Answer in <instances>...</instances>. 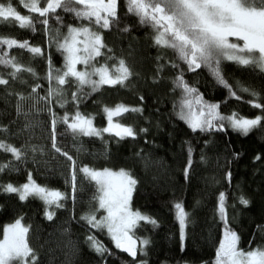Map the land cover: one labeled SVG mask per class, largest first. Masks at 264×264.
<instances>
[{
    "label": "trees",
    "instance_id": "trees-1",
    "mask_svg": "<svg viewBox=\"0 0 264 264\" xmlns=\"http://www.w3.org/2000/svg\"><path fill=\"white\" fill-rule=\"evenodd\" d=\"M13 5L21 14H29L19 0H13ZM57 14L61 16L63 25L57 24L55 19H50L49 23L52 28H59L62 34L67 32L65 26L68 24L86 23L63 10H58ZM119 15L120 24L103 31L104 41L116 57L126 60L135 75L127 88L105 86L100 92L87 96L80 103V111L95 115V126L103 128L107 124L102 112L105 105L123 103L142 107V114L129 113L117 118L121 123L134 127L137 135L121 140L105 133L103 140L98 137L73 140L65 133V125L58 124L57 143L76 159L78 167L124 168L133 173L138 185L133 194L132 209L158 222L157 227L142 222L135 232L136 237L150 240L146 254L138 253L134 262L127 253L115 248L106 232L90 229L80 219L95 211L98 204L93 199L97 194L95 184L79 172L75 200L63 201L64 207L55 210L56 215L51 221L45 218L42 201L31 198L20 201L16 194L0 193V239L7 224L22 217L29 228L28 243L38 255L37 264H138L141 261H146V264H214L224 233V224L217 213V197L223 191L228 195L229 224L240 236L239 247L244 250L250 245L251 248L264 247V123L247 136L230 128L226 131L193 132L175 114L174 105L180 92L173 91L172 80L183 71L184 79L195 86L204 99L219 103L221 112L225 114L238 112L254 118L264 115V112L245 102L252 99L247 93H238L242 96L239 101L229 97L228 89L217 83L208 68L189 72L170 49L158 48L152 39V29L139 24L135 16L126 14L125 0H121ZM126 26L129 31L122 32L120 29ZM0 36L28 40L31 45L45 51L43 57L33 59L26 50H10V55L21 64L34 68L39 78L22 73L21 79L26 83L17 80L8 86H0V126L9 129L8 133H0V139L17 147L23 146L27 152L25 162H17L19 172L0 174V183L23 184L27 173L31 172L37 183L71 195V187L65 183L69 162L51 146L52 116L48 106L43 101L37 104L35 99H29L23 102L22 113L18 114L16 110L17 93L29 96L32 88L39 84L42 87L32 95L47 94L49 82L44 77L48 70V57L57 69L64 68V58L54 43L49 44L48 36L40 25H37L36 32L3 25L0 26ZM158 57L162 59L158 60ZM169 62L177 63L179 67L172 68ZM99 63H104V59L100 58ZM159 63L166 67L158 74ZM221 70L230 85H241L259 92L261 103H264V72L227 60L222 62ZM8 71L10 69L0 66V72L6 74ZM52 86L55 87V82ZM74 91V84L66 86V98L70 100ZM85 91L89 89L85 88ZM141 96L144 98L142 101ZM52 108L57 117L63 116L65 111L72 113L75 110L72 103L61 108L54 100ZM143 128L148 131L141 132ZM32 146L42 151L32 152ZM189 146L193 149V165L185 179ZM81 147L83 150L77 151ZM10 159L11 154L0 151V162ZM227 172L232 174L230 184L225 180ZM240 195L250 201L248 206L239 203ZM177 202H181L190 214L183 240L174 208ZM104 214V210L96 212L97 218ZM89 234H95L110 249V254L104 258L97 255L86 241Z\"/></svg>",
    "mask_w": 264,
    "mask_h": 264
},
{
    "label": "snow or ice",
    "instance_id": "snow-or-ice-1",
    "mask_svg": "<svg viewBox=\"0 0 264 264\" xmlns=\"http://www.w3.org/2000/svg\"><path fill=\"white\" fill-rule=\"evenodd\" d=\"M19 3L29 14H21L13 5V0H0V26L11 25L31 32L37 31V25L42 26L49 44L54 43L63 56L64 68H55L49 56L48 70L44 77L49 82L47 94L35 97L32 95L42 87L39 84L32 88L29 96L17 93L16 110L18 114L22 113L23 102L29 99H35L37 104L41 101L46 103L52 116L51 146L69 162V175L65 183L70 185L72 191L69 195L59 189L41 185L28 172L23 184L0 183V193L16 194L20 201L30 198L42 201L45 218L51 221L56 215L55 210L64 207L63 201L69 198L75 200L77 172L83 174L85 179L96 186L97 194L93 199L98 207L80 219L90 229L106 232L115 248L127 253L135 262L138 253L146 254V247L150 244L147 238L136 237V230L142 226V222L145 225L158 226L156 219L131 207L138 180L130 170L124 168L113 170L96 169L87 165L78 167L76 159L63 151L57 143L58 124L65 125V133L73 140L81 137H98L103 140L105 133L121 140L135 138L137 135L134 127L121 123L117 118H123L129 113L142 114V107L123 103L105 105L102 112L107 125L103 128L95 126V115L80 111V103L87 96L100 92L105 86L127 88L135 75L125 59L113 54L103 36L104 30H111L120 24L121 0H19ZM125 8L126 14L135 16L139 24L152 29L154 44L158 48L170 49L177 60L187 66L189 72H195L201 67L208 68L217 83L228 89L229 97L239 101L242 96L238 93H247L252 99L245 102L264 112V103H261L259 92L241 85L233 87L224 78L221 70L222 62L227 60L264 72V0H125ZM58 10L71 13L78 21L86 23L68 24L65 26L67 32L62 34L59 28L54 29L49 23L50 19H55L57 24L63 25L61 16L57 14ZM120 30L128 32L129 28L126 26ZM12 49L26 50L33 59L45 55L44 49L31 45L28 40L19 41L13 37L0 36V66L10 69L6 74L0 72V86H8L10 82L17 80L26 83L21 79L22 73L39 78L34 68L21 64L15 56L10 55ZM100 58L104 59V63H99ZM157 59L161 60L162 57ZM169 64L172 68L179 67L177 63ZM77 65L84 67L78 69ZM165 67L164 63H159L157 73H162ZM53 82L55 87L52 86ZM70 84L75 85L76 91L71 93L69 100L66 98V86ZM172 85L174 92H180L174 105L175 114L193 132L226 131L230 128L247 136L264 123V115L248 118L238 112H221V105L204 100L203 94L184 79L183 71L172 80ZM85 88L89 91L86 92ZM143 99L141 96L140 100ZM53 100L61 108L72 103L74 112L65 111L63 116L57 117L52 108ZM140 131L147 132L148 129L143 128ZM8 132L6 126H0V133ZM82 150V147L77 148V151ZM0 151L11 154L12 157L7 162H0V174L19 172L17 162H25V147H17L0 139ZM31 151L42 149L32 146ZM192 152L193 149L189 146L188 161L184 169L185 179L193 165ZM256 159L259 160L260 157L257 156ZM231 179V172H227L225 180L230 184ZM238 200L244 206L250 203L244 195H240ZM227 201V193L220 192L217 197V213L224 224V233L216 250L214 264H264V247L251 248L250 245L248 250L239 247L240 236L229 224ZM174 208L183 240L190 214L181 202L175 203ZM99 210H104L105 214L97 218L96 212ZM22 219H16L3 229L0 239V264H37L38 255L27 241L29 228L22 224ZM86 241L101 258L110 254V249L95 234H89ZM138 264H146V261Z\"/></svg>",
    "mask_w": 264,
    "mask_h": 264
},
{
    "label": "rangeland",
    "instance_id": "rangeland-1",
    "mask_svg": "<svg viewBox=\"0 0 264 264\" xmlns=\"http://www.w3.org/2000/svg\"><path fill=\"white\" fill-rule=\"evenodd\" d=\"M230 39H235V38H230ZM83 65H77V68L78 69H83ZM204 100H206V101H208L207 99H204ZM209 102V101H208ZM107 125V124H106ZM101 128V127H100ZM101 169H103V168H101ZM113 169V168H112ZM113 170H115V169H113ZM15 222V221H14ZM14 222H11V223H9V224H12V223H14ZM22 222V224L25 226V227H27L24 223H23V220L21 221ZM9 224H7V225H9ZM27 241H28V233H27ZM245 250H248V249H245Z\"/></svg>",
    "mask_w": 264,
    "mask_h": 264
},
{
    "label": "water",
    "instance_id": "water-1",
    "mask_svg": "<svg viewBox=\"0 0 264 264\" xmlns=\"http://www.w3.org/2000/svg\"><path fill=\"white\" fill-rule=\"evenodd\" d=\"M123 253H125V252H123ZM137 258V257H136Z\"/></svg>",
    "mask_w": 264,
    "mask_h": 264
}]
</instances>
